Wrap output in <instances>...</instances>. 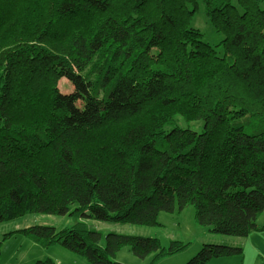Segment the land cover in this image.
<instances>
[{
  "label": "trees",
  "instance_id": "1",
  "mask_svg": "<svg viewBox=\"0 0 264 264\" xmlns=\"http://www.w3.org/2000/svg\"><path fill=\"white\" fill-rule=\"evenodd\" d=\"M202 1L225 35L215 46L191 26L198 0H0V224L75 219L5 239L20 233L89 264H128L117 256L129 247L157 264L189 243L104 235L83 219L156 227L161 212L193 206L212 233L264 231V0ZM179 116L204 126L176 127ZM224 244L187 264L244 255Z\"/></svg>",
  "mask_w": 264,
  "mask_h": 264
},
{
  "label": "rangeland",
  "instance_id": "2",
  "mask_svg": "<svg viewBox=\"0 0 264 264\" xmlns=\"http://www.w3.org/2000/svg\"><path fill=\"white\" fill-rule=\"evenodd\" d=\"M198 2L199 8L192 19L191 26L198 29L203 34L204 40L206 42H209L211 45L215 46L225 38V35L216 32L212 23L205 14L203 1L198 0ZM219 51L222 53L223 49L219 48ZM58 87L61 93L69 98L75 105H77L79 109H82L85 106L86 100L81 93L82 91L78 90L69 78H61L58 82ZM175 126L182 129H190L196 132H200L204 126V123L203 121L189 122L179 116L176 119ZM171 129L172 127L167 128L168 131H170ZM76 207L77 205L72 206V208ZM83 220L89 227L100 230L104 235L110 232H117L158 237L165 247H168L171 242L175 240L189 243V246L186 250H183L176 255L164 257L168 258L169 261H161L163 263L159 264H187L195 255L199 253L204 245L209 243H227L232 246H238L244 243L243 248L245 252L244 254L246 255L247 259L246 264H251L254 258L253 250L257 242L253 235L249 236L248 238H242L210 232L208 227L199 225L195 221V208L193 206L186 207L180 215L161 212L159 217L161 225L156 227H146L123 223H106L93 218H84ZM74 221L75 219L70 214L63 216L28 214L15 219V221H10L5 224L3 223L4 225L0 226V228H5L6 231L10 232H16L23 227L25 228L37 224H49L55 226L58 229H62L64 227L72 225ZM259 223H264V213L259 218ZM235 240V244H231V242H229H234ZM0 242H2L1 264H34L37 260L40 259H45L48 257L53 258L48 255L50 252H53V255H55V257L62 259L59 253H54V251L52 250H61L66 254H70V256H76L60 245H56L54 248L51 247L52 249H45L43 247H40L39 245H36L33 241H31L28 237L20 233H15L14 235L6 239L4 236H0ZM103 244H105L104 240ZM118 256L119 258L127 261H129L128 259H135V262L137 264H145L147 261L150 262L152 257L149 256L147 259H140L133 254L129 247L123 248ZM76 258L81 257L77 256ZM241 258V256L222 258L214 260L209 264H235V260H237V264H240ZM78 260H83L82 262H84V264H89L83 258ZM126 263L129 264V262Z\"/></svg>",
  "mask_w": 264,
  "mask_h": 264
},
{
  "label": "crops",
  "instance_id": "3",
  "mask_svg": "<svg viewBox=\"0 0 264 264\" xmlns=\"http://www.w3.org/2000/svg\"><path fill=\"white\" fill-rule=\"evenodd\" d=\"M13 221H15V220H13ZM257 222H258L259 226L264 225V223L263 224L259 223V219ZM4 224H0V226H2ZM9 232L10 231H6L5 228H0V236H5ZM253 233L251 235H253V237H255L257 242H256V246L254 247V250H253L254 251V258H253L251 264H264V231H262V232L256 231ZM255 233H259V234H255ZM245 238H248V237H245ZM229 242H231V244H235L236 240L234 242H232V241H229ZM236 244H239V243H236ZM240 246H242V248H243L244 243L240 244ZM54 247H52V248H54ZM243 250H244V248H243ZM52 251H54V253L56 252V253H59L61 255L62 259H59V258L55 257V255H53V252H50L48 254L49 256L53 257V259L56 260L59 264H84V262H82L83 260H78V259H82V258H76L77 256H70V254H66L65 252H62L61 250H52ZM120 252L118 253V255L120 254ZM241 257L242 258L240 260V264H246L247 263L246 255L244 254ZM163 259H167V260H163ZM163 259H161L157 264L163 263L161 261H169L168 258H163ZM117 260H119L121 262H125V263L129 262V264H137L135 262L136 261L135 259L134 260L128 259L129 261H127V260L121 259V258H119V256H117ZM167 263H169V262H167ZM145 264H148V261ZM235 264H237V260H235Z\"/></svg>",
  "mask_w": 264,
  "mask_h": 264
}]
</instances>
